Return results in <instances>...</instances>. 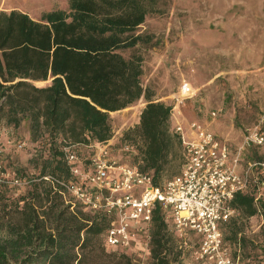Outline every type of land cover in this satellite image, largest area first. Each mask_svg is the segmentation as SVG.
<instances>
[{"label": "trees", "instance_id": "16d2710c", "mask_svg": "<svg viewBox=\"0 0 264 264\" xmlns=\"http://www.w3.org/2000/svg\"><path fill=\"white\" fill-rule=\"evenodd\" d=\"M152 6L150 0H67L66 9L51 8L38 19L17 9L0 10V119L14 127L26 119L31 140L42 131L47 135L25 192L12 197L0 189V264H109L115 252L129 263L127 253L103 243L110 216L71 203L56 180L70 178L61 144L65 139L67 144L106 142L109 112L143 97L138 123L123 136L136 150L139 167L152 171L154 185L161 183L180 142L169 130L170 105L153 100L140 84V46L149 37L135 31ZM47 79L42 86L34 84ZM258 178L264 185V175ZM254 188L250 183L230 202L244 218L264 217V196L254 201ZM167 223L155 205L147 249L153 264H171L163 257ZM237 232L226 238L236 239Z\"/></svg>", "mask_w": 264, "mask_h": 264}, {"label": "rangeland", "instance_id": "374dc122", "mask_svg": "<svg viewBox=\"0 0 264 264\" xmlns=\"http://www.w3.org/2000/svg\"><path fill=\"white\" fill-rule=\"evenodd\" d=\"M150 1L152 10L135 31L149 37L140 46L141 86L153 100L170 105L180 82L187 81L193 94L182 106V120L202 121L218 139L236 147L243 141L245 128L264 110V0ZM51 8L66 9L67 0H0V10L17 9L33 19ZM48 81L34 84L42 86ZM144 104L145 99L139 97L109 112L111 136L106 142L119 162L140 164L136 150L125 148L131 142L123 133L138 123ZM211 111L215 116L209 115ZM168 124L170 130V120ZM46 138L42 131L31 140L26 119L15 127L0 119V189L7 196L18 197L25 192L47 146ZM67 143L65 139L61 144ZM76 150L80 157L89 153V148L80 144ZM254 153L264 157V148L245 145L242 163ZM182 163L181 147L173 149L161 182L178 173ZM230 219L227 226L221 223L225 225L222 236L230 257L236 264H264V217L244 218L235 211ZM234 229L238 231L236 239H227ZM163 244V257L171 264H207L192 254L194 237L188 235L183 242L169 222ZM100 248L96 249L98 253ZM126 253L128 264L154 263L147 249L133 245ZM117 254H111L114 260L109 264H127Z\"/></svg>", "mask_w": 264, "mask_h": 264}, {"label": "built area", "instance_id": "2783aa9c", "mask_svg": "<svg viewBox=\"0 0 264 264\" xmlns=\"http://www.w3.org/2000/svg\"><path fill=\"white\" fill-rule=\"evenodd\" d=\"M192 94L189 83L182 80L173 95L168 120L179 139L183 163L178 173L160 184L154 185L152 171L141 169L138 163L119 162L107 142L63 146L70 178L56 182L72 198L71 203L110 216L102 234L107 248L125 253L133 245L148 249L151 211L158 205L178 239L184 242L188 235L194 237L195 259L207 264H236L220 225L235 212L230 202L236 192L247 191L254 182L253 200L264 196L258 178L264 175V157L246 158L242 163L245 145L264 148V110L245 128L243 141L232 148L204 122L182 120V106ZM79 144L89 148L86 157L77 154ZM125 148L134 151L131 145Z\"/></svg>", "mask_w": 264, "mask_h": 264}, {"label": "crops", "instance_id": "0c3cea01", "mask_svg": "<svg viewBox=\"0 0 264 264\" xmlns=\"http://www.w3.org/2000/svg\"><path fill=\"white\" fill-rule=\"evenodd\" d=\"M22 12H24V11H22Z\"/></svg>", "mask_w": 264, "mask_h": 264}]
</instances>
